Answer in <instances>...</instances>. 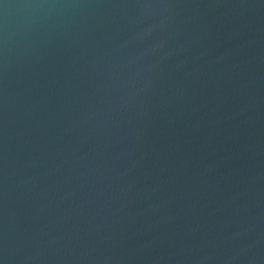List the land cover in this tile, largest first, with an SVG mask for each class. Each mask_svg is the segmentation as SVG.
I'll return each mask as SVG.
<instances>
[{
    "label": "water",
    "instance_id": "water-1",
    "mask_svg": "<svg viewBox=\"0 0 264 264\" xmlns=\"http://www.w3.org/2000/svg\"><path fill=\"white\" fill-rule=\"evenodd\" d=\"M0 264H264V0H0Z\"/></svg>",
    "mask_w": 264,
    "mask_h": 264
}]
</instances>
